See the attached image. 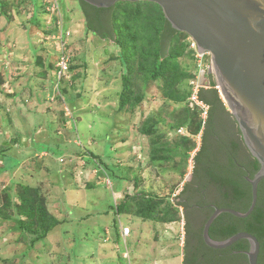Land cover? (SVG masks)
<instances>
[{"label":"rangeland","instance_id":"1","mask_svg":"<svg viewBox=\"0 0 264 264\" xmlns=\"http://www.w3.org/2000/svg\"><path fill=\"white\" fill-rule=\"evenodd\" d=\"M63 50L74 69L60 76L51 66L57 69ZM119 53L111 39L86 31L77 0H0V151L11 148L8 157L0 155V264H166L172 258L177 259L169 264H180L178 257L183 259L184 218L179 224L164 219L178 216L168 201L192 174L202 136L193 130L200 121L195 117L182 125L186 116L173 113L185 114L184 104L167 102L160 82L142 86L145 75L139 73L130 76L133 91H145L147 99L120 112L127 71ZM181 61L194 73L190 57ZM198 77L209 84L203 73ZM194 81H184L180 89L188 91ZM149 116L160 121L161 149L154 146V153L151 138L140 132ZM182 137L188 139L185 146ZM192 146L186 159L183 150ZM47 148L61 154L53 156ZM161 151L167 161L153 163L151 156ZM24 186L40 190L48 212L62 223L34 248L15 220L2 222ZM144 195L163 199L158 221L136 216ZM123 202L137 209L117 216L112 207ZM198 216L193 211L190 218ZM123 227L131 229L126 239Z\"/></svg>","mask_w":264,"mask_h":264},{"label":"trees","instance_id":"2","mask_svg":"<svg viewBox=\"0 0 264 264\" xmlns=\"http://www.w3.org/2000/svg\"><path fill=\"white\" fill-rule=\"evenodd\" d=\"M32 1L36 3L38 0ZM77 1L84 13L86 31L102 39H111L120 49L118 60L127 71L123 76V88L119 94L120 112L147 99L145 91L142 94H135L133 91L134 82L130 76L139 73L145 75L142 86H147L149 82H160L159 90L167 102L175 104L177 108L184 104L185 114L176 110L173 113L177 118L186 116L182 125H191V119L195 117L200 121L198 129L193 130L196 135L201 131L202 136L199 150L192 157V179L184 183L175 199L170 200L169 197L168 201L167 207L178 213V219L176 216L164 219L175 223L181 221V216L184 218L183 264H248L245 254L249 250L247 241L241 240L224 250H214L207 247L203 240L204 225L216 208H228L241 213L249 210L252 194L248 179L254 178L260 165L245 146L239 126L216 88L213 75H208L209 88H201L198 92L199 100L208 107L206 119L202 118V109L192 105L190 101L193 85L189 84L186 92L180 89L184 81H194L199 76L200 66L197 64L196 52L191 49L193 42L183 41V37L189 36L175 31L166 20L162 9L154 3L119 2L110 9H98L82 0ZM184 57H190L194 62V73L181 65ZM207 60L205 59L206 62ZM136 64L138 70L134 68ZM51 67L58 72L55 64ZM73 69L74 66H70L69 62L68 71ZM183 93H187L186 97ZM159 124V120L149 116L140 127V132L151 138L153 153L155 147L160 148L156 144ZM170 126L175 129L178 125ZM180 140L181 145L188 141L183 137ZM179 142L174 144V148L178 147ZM164 147L167 148L166 144ZM192 149L193 146L185 147L183 157L188 159ZM10 150L11 148L2 149L0 155L8 157ZM46 150L53 156L61 154L57 149ZM164 156L161 151L159 155L153 154L151 158L153 163L163 164L167 161ZM91 158L99 159L93 154ZM134 183L136 185L138 179ZM22 190L18 194L19 202L13 204L12 212L2 222L15 220L17 228L31 236L30 246L34 248L62 223L50 215L46 199L40 190L31 186H24ZM129 199L133 201L132 198ZM162 200L144 195V205L139 201L136 204L138 208L141 207V212L135 211L136 216L148 221H158ZM136 206L123 202L116 209H112L120 216L127 214L131 208L136 210ZM193 211L199 215L194 221L190 218ZM22 218H26V221ZM241 232L257 238L260 243L258 264H264V180L258 187V202L249 217L240 219L230 214H222L211 226L209 234L214 241H224ZM120 236L118 233V237Z\"/></svg>","mask_w":264,"mask_h":264},{"label":"water","instance_id":"3","mask_svg":"<svg viewBox=\"0 0 264 264\" xmlns=\"http://www.w3.org/2000/svg\"><path fill=\"white\" fill-rule=\"evenodd\" d=\"M98 9L119 2H149L158 5L172 28L188 35L200 54H209L216 88L237 122L244 144L260 169L251 185L252 202L246 213L216 208L204 225L203 240L214 250L227 249L241 240L249 243L248 264H258L260 243L241 232L224 241H214L210 228L222 214L249 217L258 202V187L264 180V0H82ZM192 179V176L188 179Z\"/></svg>","mask_w":264,"mask_h":264},{"label":"built area","instance_id":"4","mask_svg":"<svg viewBox=\"0 0 264 264\" xmlns=\"http://www.w3.org/2000/svg\"><path fill=\"white\" fill-rule=\"evenodd\" d=\"M57 26L59 28V32L63 30V25L61 23L58 22ZM67 35H69V34L67 33ZM65 37H66L65 33L61 34L60 40L64 44V49H66V47L68 46V43L64 42V40H66ZM191 49H193L196 52L197 64L200 66L199 74L203 73V76L206 75L207 72L209 71V68L211 67L209 54H200L197 51L194 43L191 45ZM60 54H61V56L59 57L60 60L58 61V65H57V67L59 69L58 75L64 76L68 72V69H69L68 65L70 62V57H69V55L66 54V52L64 50ZM207 57H208V62L205 61V59ZM191 85H193V94L190 98V101L192 102V105H197L198 107H200L202 109V117H203V119H206L208 107L206 105H204L199 100L198 92L201 88H209V84L206 85L205 83H202V80H200L198 77V80L192 82ZM130 235H131V229L128 227H123L122 228V236L126 239Z\"/></svg>","mask_w":264,"mask_h":264},{"label":"crops","instance_id":"5","mask_svg":"<svg viewBox=\"0 0 264 264\" xmlns=\"http://www.w3.org/2000/svg\"><path fill=\"white\" fill-rule=\"evenodd\" d=\"M208 75L206 74V75H204V77H202L204 80H205V78L207 77ZM202 80V79H201ZM205 83V82H204ZM184 220H182V222H183ZM148 222V221H147ZM175 224H179L178 222L177 223H175ZM183 224V226H184V224H185V222H183L182 223ZM184 236V235H183ZM184 238V237H183ZM158 257L159 256H157V258H156V260L158 259ZM179 258V261H180V264H183V259H181L180 260V257H178ZM163 259H165V257H163ZM175 259H177V258H172V259H168V260H166V264H169L168 262H170V260H175Z\"/></svg>","mask_w":264,"mask_h":264},{"label":"clouds","instance_id":"6","mask_svg":"<svg viewBox=\"0 0 264 264\" xmlns=\"http://www.w3.org/2000/svg\"><path fill=\"white\" fill-rule=\"evenodd\" d=\"M207 75H208V72H207ZM208 77V76H207ZM219 91V90H218Z\"/></svg>","mask_w":264,"mask_h":264}]
</instances>
